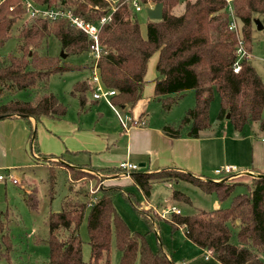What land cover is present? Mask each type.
I'll use <instances>...</instances> for the list:
<instances>
[{"label": "trees", "instance_id": "16d2710c", "mask_svg": "<svg viewBox=\"0 0 264 264\" xmlns=\"http://www.w3.org/2000/svg\"><path fill=\"white\" fill-rule=\"evenodd\" d=\"M32 1L39 8L70 10L85 22L94 24H99L110 11L105 0ZM140 3L145 7L159 3L164 6L161 21L149 20L146 37L142 35L135 10L128 3L121 4L111 20L100 28L101 50L96 66L104 87L116 91L111 98L113 105L125 111L132 110L141 101L150 60L158 55L154 99L170 106L187 91L195 92L194 107L186 111L178 124L165 127L167 136L179 137L183 129L189 127L192 137L198 138L201 132L211 129L210 109L217 94L218 122L230 116V123L239 133L253 123H258L264 131V82L250 61L255 21L260 20L264 25V0H232L230 4L228 0H141ZM181 4L184 10L177 15L174 10ZM232 16L241 25L244 47L249 54L239 62L238 73L234 72L238 39L229 30ZM24 17L21 0H0V46L9 41L15 28L19 40L18 53L0 57V95L19 91L34 94L32 101L14 98L1 105L0 120L14 117L28 123L32 118L37 123L44 118L62 120L68 108L50 91L49 78L86 68L87 64L70 63L68 57L90 53L93 41L67 19L26 20L27 23L18 27ZM49 37L60 42L64 54L67 53L66 59L38 52ZM93 94L94 88L88 81H79L73 86L71 95L78 101L80 115L97 104ZM30 129V144L35 150L36 131ZM51 158L54 157L49 156L44 162H51ZM51 163L55 165L52 170L56 165L63 166ZM80 168L68 166V174L76 183L85 179L100 182L83 169L95 170L105 177L114 175L115 179L121 173L119 167ZM130 178V183L148 199L156 185L173 180L191 182L207 193H215L220 201L231 197L235 187L227 180H202L190 172L165 169L148 172L139 167L131 172ZM128 185L113 182L100 187L95 195L68 196L63 200L61 211L50 212L46 240L48 264H86L79 233L86 216L91 246V259L87 264H111L113 244L121 254L119 264H174L162 249L154 251L150 247L145 234L131 231L117 212L114 202L123 194L152 229L150 219L138 210L134 197L125 194ZM172 196L177 201L190 202L180 191H174ZM26 201L32 209H37L36 189L26 195ZM6 222L0 219V235L9 256L12 244ZM169 223L173 231L182 229L190 242L209 252L220 264H264L258 256L264 252V176L253 178L249 194L234 196L229 208L201 210L187 216L173 214Z\"/></svg>", "mask_w": 264, "mask_h": 264}, {"label": "rangeland", "instance_id": "374dc122", "mask_svg": "<svg viewBox=\"0 0 264 264\" xmlns=\"http://www.w3.org/2000/svg\"><path fill=\"white\" fill-rule=\"evenodd\" d=\"M153 6L155 7V5ZM183 10L184 5L181 4L174 10V13L179 15ZM136 18L140 24L142 35L146 37L147 26L150 20L147 8L144 7L140 12H136ZM26 20L28 21V19L24 17L22 21H19L18 27H21L23 23H27ZM17 34L15 28L9 41L3 46H0V57H6L10 53H18L19 40ZM38 52L41 55L61 56L63 50L60 42L55 37H49L43 46L38 49ZM251 53L252 57L250 61L264 82V29L261 31L256 29L253 32ZM65 54L67 53L65 52ZM156 57V55L153 56L148 66L146 75V86H148V88L151 87V82L157 75L154 68ZM68 61L74 65L87 64V67L69 73L54 74L49 78L48 86L50 91L68 108L65 119L77 123L81 121L88 125V127L93 126L96 131H100L102 126L107 129L115 128L114 125L120 127V120L105 98L98 100L97 104L92 105L87 113L82 115L79 114L78 101L72 97L71 91L77 82L83 80L88 82L91 81L94 72L92 63L94 66L95 60L93 54L88 53L82 56H70L68 57ZM14 98L22 101H32L34 99V94L31 91L6 92L0 95V106ZM194 101L195 92L193 90L187 91L177 103L170 106H165L162 102L153 98L149 108V122L153 125L166 119L170 124H178L186 111L194 107ZM192 104V107H188V105ZM219 106V96L217 94L210 109V120L213 124V129L216 131L223 129V124L217 121ZM214 109H216V113ZM225 122L228 121L225 120ZM256 126H258L257 123H253L249 129H252L254 132L256 131ZM229 128L234 130L230 122ZM257 132L258 131H256L255 135L253 134V142H257L264 146L262 138L260 137L261 139H258L256 137ZM37 136L36 141L37 144H39ZM247 152L248 153L244 154V156L240 157L241 163H249V158L251 159L252 157V148H248ZM260 152L263 153V151ZM37 161L41 164H36L35 162L33 166L7 169L8 171L0 169V173H6V175H10L13 179L18 181V184H13L9 179L0 182V219L8 223L6 232L8 231L7 233L12 244V251L9 256H7L3 238L0 235V264H48L49 245L46 240L49 236V213L61 211L63 200L66 197L83 195L85 193H88L89 196L95 195L100 187L109 184V182L103 178H115L114 175L106 174L105 177V175L97 173L95 170H87L86 172L97 177L98 180L100 179V182L85 179L81 183H76L71 180L68 174V166L70 165L64 162V160L55 161L49 159L51 162H57V164L63 165L60 167L56 165L53 170L51 168L55 165L51 162L43 163L44 160L41 161V159ZM233 164L238 167L237 171L234 172L235 175L244 171V168H240V164H238L236 157L231 155L224 165ZM244 167L248 168L249 166ZM206 176L207 179L218 182L215 180L219 178L217 175L215 176L207 172ZM231 184H235L231 197L224 201H220L215 193H207L193 183L184 180H173L170 183L156 185L149 199H147L137 187L129 183L124 189V192L126 195L130 194L134 197V199L132 198L133 201L139 204L137 206L138 210L150 219L149 221L152 223V229L146 220L141 217L134 207L126 200L123 194H119L116 197L114 205L131 231L143 235L145 234L150 247L154 251L162 249L174 264H220L212 256L209 260H205V255L209 253L204 252L190 242L182 229L173 231L169 223L171 218L170 214H167L164 218L162 214L163 210L168 206H174L179 209L183 216L192 215L201 210L211 211L216 209V205L218 208H229L234 196L249 194L252 179L247 175L239 176L233 178ZM33 188L36 189L37 195L36 210L32 209L26 201V195L30 194ZM174 191H180L188 196L190 202L173 199L172 195ZM87 223L86 216L79 228V233L83 240V260L86 264L89 263L91 259V246L89 244ZM231 228L233 229V227ZM233 239L234 242L237 243L236 236H234ZM258 256L264 263V252L259 253ZM120 257V252L116 249L115 244H113L111 250V264H119Z\"/></svg>", "mask_w": 264, "mask_h": 264}, {"label": "crops", "instance_id": "0c3cea01", "mask_svg": "<svg viewBox=\"0 0 264 264\" xmlns=\"http://www.w3.org/2000/svg\"><path fill=\"white\" fill-rule=\"evenodd\" d=\"M156 56L155 71L158 61V55ZM156 78L157 75L152 80L150 88L145 85L143 98L132 110H122L135 119L146 118L147 125L143 128L125 130L119 122L120 127L114 125L115 128L107 129L102 126L100 131H96L93 126L88 127L81 121L77 123L65 118L59 121L44 118L39 123L33 118L28 123L21 117L0 120V169L8 171L33 166L35 162L41 164L37 160L43 161L53 156L52 160H64L70 167L79 169L81 166H90L94 169L119 167L121 163L129 162L147 169L148 172L174 170L190 172L199 178L207 179L206 173L210 172L216 176L215 171L219 167L238 168L235 164L224 165L229 156L234 155L240 168H244L241 176L247 175L251 179L264 176V146L253 142V134L255 135L256 131L258 139L264 135L258 123L256 131L253 132L248 126L239 133L229 128L230 121L226 119L228 122H218L223 124V129L216 131L211 123V129L201 132L198 138L192 137L189 127L183 129L179 137L167 136L164 129L171 124L166 119L151 125L148 116L154 98ZM192 106L193 104L188 105ZM214 112L216 113V109ZM31 127L35 129L36 136L38 134L39 144L35 150L32 149V143L30 144ZM250 147L252 157L249 158V163H241L240 157L248 153ZM215 180L220 182L218 178ZM107 181L127 185L131 178L118 175V178H110ZM227 181L231 183L233 179ZM206 256L212 255L210 253L205 255V260H209L210 257L206 259ZM168 258L170 259L169 256Z\"/></svg>", "mask_w": 264, "mask_h": 264}, {"label": "built area", "instance_id": "2783aa9c", "mask_svg": "<svg viewBox=\"0 0 264 264\" xmlns=\"http://www.w3.org/2000/svg\"><path fill=\"white\" fill-rule=\"evenodd\" d=\"M105 1L108 3L110 11L107 16H105L100 20L99 24L85 22L79 16L74 15L70 10H61L55 8H39L34 4L32 0H21V4L28 21L39 18L49 19L50 21H56L58 19L64 18L67 19L72 26L83 31L85 34L88 35V37L93 41V44L90 47L91 50L90 53L93 54L95 60L93 66L94 72L90 81L91 85L94 88L93 98L95 100H101L102 98L107 99L108 103L112 106V109L114 110L116 116L120 120V123L125 130H128L130 128H143L147 125L146 118L142 117L135 119L130 115L123 113L122 110H120L119 108L113 105V103L111 102V98L116 95V91L112 89H107L102 84L96 66V60L100 57V50H101L99 43L100 28L111 20V16L113 15V13L117 11L118 7L121 4L128 3L135 10V12H140L145 6L141 5L140 3L141 0H105ZM228 2L230 4V1ZM149 7L152 8L154 6L151 4L146 6V8ZM228 10L230 13H232L231 6H229ZM229 30L235 33L238 39V47H237L238 62L234 69V72L238 73L240 70L239 62L242 61L244 58L249 57V54L247 53L244 47L241 25L234 16H232L231 18V22L229 24ZM262 141L264 142V135L262 136ZM119 168L121 169V173L119 174V176L131 177V172L137 170L139 167L129 162H123L120 164ZM236 171L237 168L235 166H224L217 169L215 171V174L219 177L218 178L219 181H223L241 176V174L235 175L234 172ZM7 179L11 180L13 184H18V181L16 179H13L10 175H6V173L5 174L0 173V182L6 181ZM167 214H170V216H172L173 214L179 215L181 214V211L175 208L174 206H168L166 209L163 210L162 217L163 218L166 217ZM209 257L210 256H206V259H208Z\"/></svg>", "mask_w": 264, "mask_h": 264}, {"label": "water", "instance_id": "95a60500", "mask_svg": "<svg viewBox=\"0 0 264 264\" xmlns=\"http://www.w3.org/2000/svg\"><path fill=\"white\" fill-rule=\"evenodd\" d=\"M147 13H148V17L150 20L161 21L164 16V6L162 3H159L155 5L154 8H147ZM255 25H256V29L259 31L264 29V25L262 24L260 20H256ZM30 55H32V53ZM61 57L63 59H66L67 56L63 52ZM227 119L230 120V116H228Z\"/></svg>", "mask_w": 264, "mask_h": 264}]
</instances>
